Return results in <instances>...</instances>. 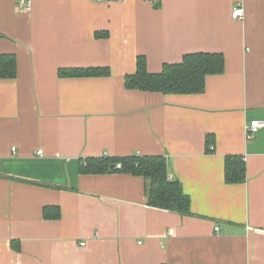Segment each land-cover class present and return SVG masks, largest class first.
Returning a JSON list of instances; mask_svg holds the SVG:
<instances>
[{
	"label": "crops",
	"instance_id": "crops-1",
	"mask_svg": "<svg viewBox=\"0 0 264 264\" xmlns=\"http://www.w3.org/2000/svg\"><path fill=\"white\" fill-rule=\"evenodd\" d=\"M20 2L0 0L17 60L0 79V264H264V127L247 133L264 121V0ZM194 52L225 57L204 92L126 87L138 56L161 72ZM72 67L110 75H59ZM133 154L168 158L192 215L149 205L142 176L82 171ZM229 155L244 182H226Z\"/></svg>",
	"mask_w": 264,
	"mask_h": 264
},
{
	"label": "trees",
	"instance_id": "trees-1",
	"mask_svg": "<svg viewBox=\"0 0 264 264\" xmlns=\"http://www.w3.org/2000/svg\"><path fill=\"white\" fill-rule=\"evenodd\" d=\"M97 37L107 35L97 32ZM225 70V57L220 52H194L184 55L182 61L166 63L161 72H150L147 58L138 56L137 70L125 77L128 89L162 92L165 94L202 93L206 78ZM62 77L108 76V67L61 68ZM17 76V60L14 54H0V79ZM115 164V167L111 166ZM85 173L120 171L142 176L145 179L147 203L151 206L192 215L191 197L185 192L179 179L169 177V160L165 155H128L92 157L82 162ZM246 162L241 156L229 155L225 159L227 183L244 182L247 178Z\"/></svg>",
	"mask_w": 264,
	"mask_h": 264
},
{
	"label": "built area",
	"instance_id": "built-area-1",
	"mask_svg": "<svg viewBox=\"0 0 264 264\" xmlns=\"http://www.w3.org/2000/svg\"><path fill=\"white\" fill-rule=\"evenodd\" d=\"M20 6L22 8H24L25 10H30L32 7V0H21ZM232 15L234 18H237V19L243 18L245 16V9L243 7H236L233 10ZM262 127H264V121L258 120V119L253 120L247 126V133L249 135H253V134L257 133L260 130V128H262ZM38 153L42 154L43 150H39Z\"/></svg>",
	"mask_w": 264,
	"mask_h": 264
},
{
	"label": "water",
	"instance_id": "water-1",
	"mask_svg": "<svg viewBox=\"0 0 264 264\" xmlns=\"http://www.w3.org/2000/svg\"><path fill=\"white\" fill-rule=\"evenodd\" d=\"M111 167L114 168L115 167V164H113Z\"/></svg>",
	"mask_w": 264,
	"mask_h": 264
}]
</instances>
